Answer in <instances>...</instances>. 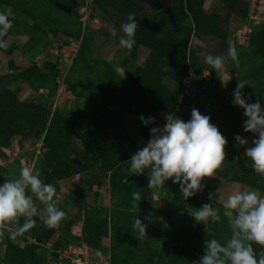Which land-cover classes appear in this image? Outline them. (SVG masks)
<instances>
[{"label":"rangeland","instance_id":"374dc122","mask_svg":"<svg viewBox=\"0 0 264 264\" xmlns=\"http://www.w3.org/2000/svg\"><path fill=\"white\" fill-rule=\"evenodd\" d=\"M158 1L160 9L154 12L143 0H0V12L13 23L4 38L9 47L0 49V88L21 103L5 115L19 118L22 104H38L47 126L53 114L61 116L69 128L57 132L68 149L55 145L48 151L59 161L69 160L70 166L61 179L49 171L45 129L0 142V184L18 176L21 167H31L55 185L58 207L66 213L53 228L43 223L46 213L43 219L34 217L35 226L21 234H14L10 225L0 227V264H193L204 254L205 239L224 243L230 238L222 207L228 195L237 190L264 195V176L252 169L244 147L235 141L240 135L251 144L255 136L244 132L243 109L232 103L240 79L251 82L252 87L243 89L249 102L259 99L264 105V17L255 22L248 10L232 13L223 0ZM129 14L138 23L135 55L119 42L120 26ZM174 37L187 38L188 69L181 81L169 76L163 84L180 89L181 95L170 114L157 111L155 122L145 126L119 102L135 81L133 69L151 58L153 46L167 47ZM229 46L236 49L238 63L229 59L219 72L203 63L208 54L226 55ZM193 108L210 116L228 145L222 167L204 178L202 192L187 200L179 186L172 201L167 184L149 188L147 170L142 176L132 174L130 158L107 167L80 140L93 122L101 133L106 125L123 138L129 134L131 145L139 149L150 139L151 127H162L172 117L188 121ZM134 192L141 195L136 207ZM205 203L219 210V222L204 225L190 215ZM36 205L43 209L39 201ZM149 214L151 221H145ZM136 217L148 224L141 241L132 233ZM253 247L257 256L264 254V247Z\"/></svg>","mask_w":264,"mask_h":264},{"label":"clouds","instance_id":"9594fccd","mask_svg":"<svg viewBox=\"0 0 264 264\" xmlns=\"http://www.w3.org/2000/svg\"><path fill=\"white\" fill-rule=\"evenodd\" d=\"M12 27L8 16L0 12V49L9 47L4 38ZM120 27L123 35L119 42L131 49L136 43L138 27L135 16L129 14L127 22ZM111 35L116 36V32L112 31ZM229 59L238 63V53L232 46H229L226 55L204 56L203 63L219 72ZM246 85L252 87L250 81L238 79L232 103L243 109L246 118L243 130L253 133L255 138L249 144L247 139L236 135L235 141L238 147H244V155L251 160L252 169L264 176V105L259 99L254 103L249 102L250 97L246 98L243 92ZM139 119L145 126L155 122L152 116H140ZM227 145V138L211 123L210 116L193 108L188 121L172 117L162 127H151L146 145L131 155L129 171L142 176L147 170L149 188H163L171 180L179 185L182 198L187 200L202 192L205 188L204 178L214 177L222 167L227 158ZM212 197L209 193L210 200ZM132 198L133 207H136L141 195L134 192ZM36 201L43 205L42 210H38ZM58 202L54 184L45 183L33 168L21 167L18 176L0 184V227L10 225L14 234H21L35 226L34 217L43 219L46 213L47 218L43 219V223L53 228L66 215L59 209ZM222 207L231 230L230 238L224 243L217 239H205L204 254L193 264H264V254L257 257L253 247V244L264 247V195L257 190H237L227 196ZM190 215L196 223L204 225L209 221L221 220L219 210L208 203ZM21 218L23 224H20ZM151 219V214L144 217L145 221ZM147 227L148 224L136 217L132 223L135 238L141 241L147 236Z\"/></svg>","mask_w":264,"mask_h":264},{"label":"trees","instance_id":"16d2710c","mask_svg":"<svg viewBox=\"0 0 264 264\" xmlns=\"http://www.w3.org/2000/svg\"><path fill=\"white\" fill-rule=\"evenodd\" d=\"M223 1L232 13H238L239 10L243 11L244 14L247 13V0ZM143 5L154 12H157L161 6L158 0H143ZM222 34L218 36L221 38ZM262 35H264V27ZM167 42V47L153 46L151 48V58L143 66H137L133 69L131 75H133L135 81L130 87H127V90L124 91L123 99L119 102L121 107L137 117H153L157 111L168 115L180 98L181 90L169 89L163 84V79L170 76L173 80L179 82L186 74L188 69L185 61L187 38L183 41L178 37H174ZM131 53L135 55V46L131 48ZM195 72L201 74L202 69L196 67ZM17 103L21 105L14 93L5 88H0V142L25 132L38 134L45 129L46 134L43 137V147L47 150L44 153V156L47 157L45 164L55 179L66 177L69 174V160H57L55 154L52 155V151H48V148L56 145L58 149H62L64 152L67 151L66 142H64L60 133L57 132L59 129H68L67 123L62 121L61 116L53 114L50 118L51 123L47 126L42 107L38 104H31L28 107L22 104L25 107L19 118L15 117L13 119L7 114L5 115L7 109L12 111L13 106ZM89 125L90 128L80 135V140L86 149L98 157L101 163L106 164L107 167L116 166L126 161L138 150L131 145L129 141L131 136L129 134L126 135L127 138H123L121 135L114 134L108 130L106 125L105 128L107 130L104 128L105 131H102V133L99 131L100 126H96L93 122L89 123ZM24 129L26 131H23ZM46 179L47 181L51 180L49 177H46ZM166 184L168 185L169 196L172 201L176 196L179 185L174 184L171 180L167 181ZM21 220L20 224H23ZM261 254L263 253L259 255Z\"/></svg>","mask_w":264,"mask_h":264},{"label":"built area","instance_id":"2783aa9c","mask_svg":"<svg viewBox=\"0 0 264 264\" xmlns=\"http://www.w3.org/2000/svg\"><path fill=\"white\" fill-rule=\"evenodd\" d=\"M247 10L255 22L260 21L264 17V0H247Z\"/></svg>","mask_w":264,"mask_h":264},{"label":"water","instance_id":"95a60500","mask_svg":"<svg viewBox=\"0 0 264 264\" xmlns=\"http://www.w3.org/2000/svg\"><path fill=\"white\" fill-rule=\"evenodd\" d=\"M181 216H183V212L178 213V217H181Z\"/></svg>","mask_w":264,"mask_h":264}]
</instances>
